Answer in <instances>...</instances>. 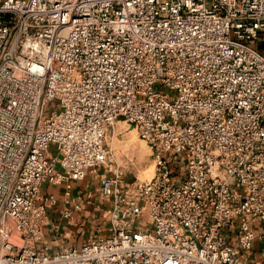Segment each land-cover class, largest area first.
Returning <instances> with one entry per match:
<instances>
[{
	"label": "built area",
	"instance_id": "2783aa9c",
	"mask_svg": "<svg viewBox=\"0 0 264 264\" xmlns=\"http://www.w3.org/2000/svg\"><path fill=\"white\" fill-rule=\"evenodd\" d=\"M88 175L108 235L51 251L43 186ZM0 264H264V0H0Z\"/></svg>",
	"mask_w": 264,
	"mask_h": 264
},
{
	"label": "crops",
	"instance_id": "0c3cea01",
	"mask_svg": "<svg viewBox=\"0 0 264 264\" xmlns=\"http://www.w3.org/2000/svg\"><path fill=\"white\" fill-rule=\"evenodd\" d=\"M99 171V170H98ZM88 175L84 180L75 181L69 190L62 186H52L45 184L42 191L47 192L48 188H53L57 197L56 205L49 211L48 222L43 226V238L51 251L58 246L81 245L91 238L105 237L108 235V218L105 211L109 207L108 200H101L96 192L89 188ZM95 191V185L93 187ZM93 194V195H92ZM98 197L99 201L97 200ZM75 204L79 209L74 210L71 219L61 216L62 208L72 209ZM95 231L99 236L91 235L87 240L81 239L85 231Z\"/></svg>",
	"mask_w": 264,
	"mask_h": 264
},
{
	"label": "rangeland",
	"instance_id": "374dc122",
	"mask_svg": "<svg viewBox=\"0 0 264 264\" xmlns=\"http://www.w3.org/2000/svg\"><path fill=\"white\" fill-rule=\"evenodd\" d=\"M58 107V101L54 100L46 107V115L49 114L51 109H55ZM107 141L109 146L112 149V153L114 154V158L117 161L118 169L121 172L123 179L126 182H132L136 179L146 180L149 179L153 173L155 168L154 162V153L144 140H142L132 126H127V124L123 122H116L113 131H109L107 136ZM48 151L55 155L56 154V145L54 143H50L48 145ZM167 159L171 161L172 159L181 160V155H175L172 152H168L166 155ZM178 160V161H179ZM113 165L112 167H114ZM173 169H177L176 164L171 163ZM98 172H101L99 170ZM89 188L95 185L97 187V180L91 176V180L87 182ZM91 188L92 193L97 191ZM53 188H48L46 191L51 192ZM43 193H46L42 191ZM92 194V195H93ZM99 201L98 197L96 196ZM49 219V212H48ZM91 235L99 236V233L95 231H85L81 239H88ZM88 237V238H87ZM98 238V237H97Z\"/></svg>",
	"mask_w": 264,
	"mask_h": 264
}]
</instances>
